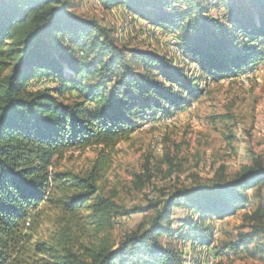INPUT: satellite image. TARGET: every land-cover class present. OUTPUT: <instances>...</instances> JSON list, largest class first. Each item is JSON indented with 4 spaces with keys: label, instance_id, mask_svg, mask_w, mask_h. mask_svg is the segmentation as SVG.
<instances>
[{
    "label": "trees",
    "instance_id": "obj_1",
    "mask_svg": "<svg viewBox=\"0 0 264 264\" xmlns=\"http://www.w3.org/2000/svg\"><path fill=\"white\" fill-rule=\"evenodd\" d=\"M99 1L172 33L189 69L118 43L68 0H0V264H187L173 239L210 246L206 221L242 210L248 230L226 247L264 252L260 156L230 179L219 172L214 185L173 188L129 210L99 193V161L84 172L55 168L67 149L112 147L205 95L202 85L262 61L264 0ZM151 176L147 165L138 186ZM252 197L261 202L248 210ZM129 214L143 217L113 244L115 219Z\"/></svg>",
    "mask_w": 264,
    "mask_h": 264
},
{
    "label": "rangeland",
    "instance_id": "obj_2",
    "mask_svg": "<svg viewBox=\"0 0 264 264\" xmlns=\"http://www.w3.org/2000/svg\"><path fill=\"white\" fill-rule=\"evenodd\" d=\"M68 2L76 14L108 28L118 43L155 51L189 69L172 33L134 18L124 5L107 9L99 0ZM252 68L232 79L209 81L202 85L206 88L205 95L171 115L158 114L154 120L145 121L112 147L67 149L55 161V168L84 172L99 161V193L112 195L125 210L145 205L148 199L173 188L214 185L219 172L226 179L232 178L251 162L253 155L264 159V59ZM246 72L248 77H244ZM44 84L54 85L47 81L37 86ZM147 165L152 176L138 186L136 175L142 174ZM248 192L250 195L252 190ZM260 202L258 197H252L248 210ZM245 212L207 220L213 227L210 246L199 248L193 240L182 243L180 239H173V245L182 249L187 264H193L195 257L200 261L198 264H264V252H259L261 245L252 243L248 249L238 250L226 247L236 240L239 232L248 230L244 227ZM142 217L143 214L118 216L110 233L113 244L135 230ZM179 226V222L174 223L175 228Z\"/></svg>",
    "mask_w": 264,
    "mask_h": 264
},
{
    "label": "built area",
    "instance_id": "obj_3",
    "mask_svg": "<svg viewBox=\"0 0 264 264\" xmlns=\"http://www.w3.org/2000/svg\"><path fill=\"white\" fill-rule=\"evenodd\" d=\"M249 76V73H247L244 77H248ZM44 86H47V84H44Z\"/></svg>",
    "mask_w": 264,
    "mask_h": 264
},
{
    "label": "bare ground",
    "instance_id": "obj_4",
    "mask_svg": "<svg viewBox=\"0 0 264 264\" xmlns=\"http://www.w3.org/2000/svg\"><path fill=\"white\" fill-rule=\"evenodd\" d=\"M253 69V68H252ZM251 70V69H250ZM249 71V70H248ZM247 73V72H246ZM242 74V73H241ZM243 75V74H242ZM241 77V76H240ZM243 79V78H242ZM160 149V148H159ZM210 263V262H209ZM214 263V262H213Z\"/></svg>",
    "mask_w": 264,
    "mask_h": 264
}]
</instances>
